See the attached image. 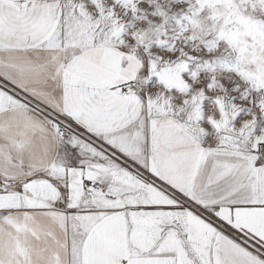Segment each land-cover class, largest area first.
<instances>
[{"label":"snow or ice","instance_id":"snow-or-ice-1","mask_svg":"<svg viewBox=\"0 0 264 264\" xmlns=\"http://www.w3.org/2000/svg\"><path fill=\"white\" fill-rule=\"evenodd\" d=\"M0 264H264V0H0Z\"/></svg>","mask_w":264,"mask_h":264}]
</instances>
